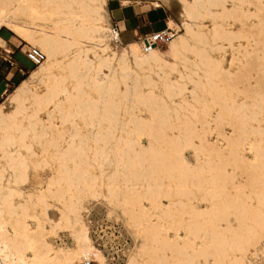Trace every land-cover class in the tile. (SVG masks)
I'll return each instance as SVG.
<instances>
[{
	"label": "bare ground",
	"instance_id": "6f19581e",
	"mask_svg": "<svg viewBox=\"0 0 264 264\" xmlns=\"http://www.w3.org/2000/svg\"><path fill=\"white\" fill-rule=\"evenodd\" d=\"M32 1L40 3L39 0H0L1 26L20 38L27 28L18 22V18L21 12H34L30 6L26 9V4ZM106 3L107 0H57L60 9L69 8V13L73 15L54 21L53 30L63 36L67 32L66 37L71 40H58L55 38L58 34L38 28L29 42L25 41L27 45L39 46L48 59L32 71L29 81H23L12 95V100L19 103L17 112L24 110L27 103L34 106L30 115L32 122L27 129L20 130L18 125L12 123L4 112L3 104L0 105V178H11L4 174L6 163L18 174L16 178H22L21 172L26 163L20 149L27 145V140L40 139L45 146L50 139L62 134L60 126L52 122L53 113L48 112L47 119H44L39 116L38 108L52 103L56 109L62 102H73L76 113L69 111L63 116V124L70 122L72 117L82 119L88 127L95 126L97 117L101 119L100 125L111 124L121 108L129 107L126 104L122 106L123 102L115 96L117 69L131 74L135 72L134 68L139 71L149 67L155 73H162L160 80L164 92L156 94L153 88L149 95L142 94L144 92L139 88L137 78L134 84L137 90L133 99L134 111L148 112L149 117H139L132 109V119L128 122L138 136L142 133L149 137V145L125 141L126 151L116 158V162L122 166V174L128 182L131 179L142 181L143 178V181H147L146 195L153 204L156 205V199L161 197L168 198L170 202L161 205L160 223L147 220L146 224L141 223L140 233L146 242L140 249L141 256L132 257L127 264H162L161 254L170 244L164 230L169 229H183L187 241L200 238L206 241L202 247L193 249L191 260L182 259V264H246L249 249L259 243L261 233H264V56L257 55L261 44H264L260 35V32H264L262 1L235 0L229 8L227 0H184L188 18L185 31L170 42V53L184 62L185 68L189 67V54L198 60L205 59L209 75L207 78L205 76L206 82L193 83L191 89L187 88V76L176 67L170 68L155 48L145 53L142 44L134 42L130 47L133 61L130 60L129 51L124 50L120 57L112 51L109 29L100 26L104 21ZM250 5H254L256 10L245 9ZM202 9L209 10L208 16L212 20L210 28H204ZM253 18L258 23L249 25L248 22ZM230 19L241 23L238 31L230 30ZM252 26L255 28L253 56H244L245 63H241L239 72L233 74L224 66L223 45L216 42L222 39L232 42L243 37L247 28L250 34ZM196 42L208 44L211 51L198 50ZM5 45L6 41L0 37V47L4 48ZM74 45L76 49H72ZM231 47L234 48L233 45ZM89 54H93V58ZM250 58L255 61H250ZM105 68H108V74L104 73ZM174 72H178L179 77L172 79ZM39 76L47 86L44 93L32 89ZM213 77L220 78L219 81L224 82V85L215 82ZM52 80L55 85H52ZM87 91L98 93L100 100L95 102L93 99L90 102L91 99L85 101L76 96ZM58 96H62L59 102L56 101ZM226 127H230L232 132L227 133ZM30 134L35 136L30 137ZM72 140L75 141L74 138ZM105 141L106 138L100 136L95 142L105 144ZM61 142L65 143V140L61 139ZM95 148L93 161L106 157L102 146ZM187 149L194 153L195 163L186 159ZM246 152H253V159H247ZM65 157L74 160L78 167L65 178H48L44 186L42 184L45 181H40L37 183L39 188L28 193V206L40 208L41 211L47 209L50 196L54 197V202L60 203L63 208L61 217L57 221L47 216L40 220L39 246L32 259L28 260L30 258L18 239L30 238L32 248L36 237H29V227L21 228L14 221L9 222L13 229V234H10L0 212V264H76L80 255L85 261L97 258L101 264H106L92 243L77 205L65 198L64 190H52V185L58 188L73 178L83 180L86 184L92 181L88 178L94 167L83 150L62 152L61 166L66 161ZM32 158L33 161L37 160L36 156ZM110 178V195H116L119 193L114 183L117 176L112 175ZM239 178L246 180L243 183ZM151 180L155 184L149 183ZM12 184L8 181L3 186L6 189L4 203L9 207L12 206L11 195L20 193L11 187ZM143 186L141 184L140 187ZM130 190L132 196L127 193L122 196L125 203L131 206L126 212L131 219L140 218L145 214L140 204L147 197L138 191L136 185ZM230 217L238 222L237 228ZM47 223L51 232L60 226H75L73 236L77 247L74 250H57L45 238L49 232L45 227ZM185 250V247L179 248L176 253L181 255L186 253ZM210 256L213 261H210Z\"/></svg>",
	"mask_w": 264,
	"mask_h": 264
},
{
	"label": "rangeland",
	"instance_id": "374dc122",
	"mask_svg": "<svg viewBox=\"0 0 264 264\" xmlns=\"http://www.w3.org/2000/svg\"><path fill=\"white\" fill-rule=\"evenodd\" d=\"M39 1L40 3L32 1L31 3L26 4V9H28L30 6V8H33L34 12H21V17L18 18V22L20 24H24L27 30L22 32V36L20 38L15 36V34H13L7 28L1 26L0 21V37L6 41L5 47H0V105L3 104L5 114L9 116L12 123H15V125L19 126L20 130L25 128L27 129L32 122L30 115L34 110V106L27 103L24 110L17 112L19 109V103L12 100V95L15 93V91L23 81H29L32 71L43 65L48 59L47 55L39 46L33 44L27 45L25 41L29 42L35 32L38 31V28H45L51 32H54L55 34H58V36H55V38L58 40H71L70 38L66 37L67 32H65V36H63L60 35V33H57V31L53 30L54 21L63 19L65 16L67 17L73 15V13H69L71 9H60L59 5L56 4L57 0ZM261 1L263 3L264 10V0ZM234 2L235 0H227V7L231 8ZM137 4L145 5L146 9L150 7L160 8L159 10L165 12L166 14L168 27L178 32L176 36L184 33L185 23L188 19L185 15L184 0H107V3L105 5L104 21L100 24V26L109 29L111 21L112 19H114L113 15L115 14L117 9L126 7L128 8L132 5L137 6ZM245 9L251 11L256 10L254 5L246 6ZM217 10H220V8H217ZM200 11L204 14V18L202 20L204 28H210V23L212 20L208 16L209 10L202 9ZM262 13L264 14V11H262ZM228 23H231L230 30L233 32L238 31V28H240L241 26V23L235 22L234 19H230ZM253 23H258L256 18H253L248 22L249 25H253ZM254 29L255 28H253L252 26L253 31H251L250 35L249 33H247V31L249 32L250 29L247 28L244 35H242L243 37L236 38L232 42L226 39L217 40L216 42V44L218 45H223L224 66L226 67V69H230L233 74L239 72L241 63H245L246 57L244 58V56H253L252 49H254L255 47V36L253 34V32H255ZM37 35L40 37L39 33H37ZM245 35L246 37H244ZM260 35L262 41H264V32H260ZM13 37L15 38L13 39ZM110 42L112 51L116 52V55L118 57L121 56L124 50L129 51L130 60L133 61L130 47L134 42L123 46H116L114 43H112L111 38ZM137 43L141 45V42ZM169 45L170 43L167 45H161L155 49L159 51L164 60L167 61L170 68L176 67V69H179L181 73L187 76V88L191 89L193 87V83L196 84V82L200 84L202 82H206L205 76L206 78L207 76H209L207 73V61L203 58L199 59V61L193 54H189L187 63L189 67L185 68V63L179 61L175 55H172L170 53ZM232 45L234 46V48H240H236L238 50L237 51L236 49L231 47ZM196 47L198 50L206 49L208 51H211L210 46L208 44H205L204 42H196ZM29 48L40 50L46 57L44 62L37 66L30 63L25 57V52ZM76 48V45L72 47V49ZM5 50L11 51V57H13V61L16 64L15 70L12 73H10L11 67L8 66L5 62V59H8V53L5 52ZM239 51L241 52L239 53ZM109 54L110 52L108 53V55ZM257 55L262 57L264 56V44H261V50L257 52ZM89 57L93 58V54H89ZM249 60L255 61V59L253 58H250ZM231 61L233 62L231 63ZM134 70L136 73L132 72L131 74L125 72L120 68H118L116 71L115 84L117 86V91L115 92V96L117 95V99L120 98L119 100L123 102L122 106L125 104L127 107L129 106L127 109L121 108L119 110V115L117 116V118H115L116 122L114 121L111 124L105 123L103 125H100L101 119L97 117V121L94 124L95 126L88 127L85 126V122L82 119L78 117H72L70 119V122H66L63 124V116L68 114L69 111L74 114L76 113L75 103L62 102L56 109L52 103H49L43 108H38L39 116L41 118L47 119V113L52 112L54 117L52 119V122L55 125L60 126V131H62V134L50 139L48 141V144L45 146L41 144V142L39 141L40 139L38 141H33L31 139L27 140V145L20 149L25 156L24 159L26 163L23 172H21L22 178H16L18 174L14 173L9 164L6 163L4 168L6 171H4V174L6 176H10L11 178H0V203L3 200V204L0 205V212L3 216L2 221L8 224L7 230L10 234H13V229L9 222L14 221L15 223L17 222V225L21 228H24L26 226L29 227L31 231V233H29V237H36V241L34 242L32 248L30 247V238L20 237L18 239L25 251L26 256L30 258L28 260L32 259V256L35 254L36 249L39 246V242L37 239L40 220L44 219L45 216H47L51 220L57 221L61 217L63 210L61 204L56 201L54 202V197L51 196L49 198L50 204L47 206V209L45 211H41L40 208L34 209L33 207H29L28 202L30 201V198L28 195L33 191H36L35 188H39V185L37 183H39L40 181H45L44 184H42V186H44L46 182L51 179L54 180L55 178L67 177V174L70 171L73 172L75 168L78 167L76 162L68 157H65L66 161L61 166V154L64 151L75 152L77 150H83L90 157L89 161L93 164L94 169L89 172L90 178H88V180L92 181L87 182L88 184H86L83 180L73 178L72 180H67L58 188L52 185V190L54 192L60 189L64 190L65 198L77 205V210L79 211L78 213L81 216V220L84 223L86 229L88 228L86 223L84 222L83 216L87 213L88 210L93 212V215L95 217L92 218H106L113 226H116L115 228H117V226L123 227V238H126L128 240L129 245V248H126L127 261L125 264H127L132 257L141 256V254L139 253L140 249L146 242V239L143 238V234L140 233L141 223L146 224L147 221L156 224L160 223L159 217L162 211L161 205H168L170 200L166 197H161L156 199V205L153 204L152 200L150 198L148 199L146 195L147 181H143V178L142 181L131 179L128 182L122 174V166L118 165L116 162V158L126 151L125 141H135L142 146L149 145V137L146 134L142 133L140 136H138L136 131L132 128V125L128 123L129 120L132 119L130 111H132V109L134 111L135 106V102H133L134 94L135 92H137V90L134 88V84H136L135 80H137L138 78V83L140 85L139 88L144 92L142 94L149 95L150 90H153V88H155L154 91L156 94L164 92V88L161 85L160 80V75H162V73H155V71L149 69V67L148 69L144 68V72L142 69L138 71L137 68H134ZM104 73H109L108 68L104 69ZM148 76L149 78H146ZM175 77H179L178 72H174L171 75L172 79H175ZM219 80L220 78H214L215 82H219L221 85H224V82H221ZM252 82L254 81L252 80ZM52 85H55L54 80H52ZM32 89L36 90L39 93L46 92L47 86L41 76L35 79ZM198 90H200V88H198ZM126 93L127 95L126 97H124ZM76 96L80 97L81 99H85V101H89L91 99L90 102H93V99H95V102L97 100H100L98 93L95 92L92 93L87 91L85 93L76 94ZM61 98L62 96L56 97V101L60 100ZM135 111L134 112L137 113L136 115H138L139 117H149L148 112H138V109H135ZM10 127L11 129H13V126ZM226 132L231 133V128L226 127ZM33 136H35V134H30V137ZM100 136H104L106 138L105 144H96L95 141ZM73 138L75 140L74 142L72 140ZM61 139L65 140V143H62ZM118 141L120 143H118ZM101 146L103 147V152L106 157H103L101 158V160L95 162L93 161V156L96 150L95 147ZM34 156L37 157L36 161H33L32 157ZM100 157L101 156L99 155L98 158L100 159ZM185 157L190 163H195L194 153L190 149H187L185 151ZM246 157L247 159L251 160L254 157V153L246 152ZM146 166L147 165L145 164V167ZM112 175L117 176V178L114 179V183L119 193L116 195H110V191L108 189V184H110V177ZM239 180L244 183L246 178H239ZM8 181H11L13 183L11 185L12 188L18 189L20 191V193H14L11 195L10 200L12 201V206L10 207L6 206L4 203L6 201V189H4L3 186L7 185ZM15 181H17V184H14ZM149 183L155 184V181L151 180ZM141 184H144V186L140 187ZM127 185H129L130 188H128ZM134 185L137 186V188L139 189L138 191L144 194L147 199H143L142 203L140 204L141 207L145 210L144 216L136 219H131L129 213L126 212L131 208V206L125 203L126 201L122 198V196H124V194L126 193L129 194V196H132V192L130 189ZM14 212L17 213L15 215H12ZM230 218L232 219L234 226L237 228L238 222L234 217ZM45 227L47 231H49L47 232L48 234L45 237L46 240L51 245H54L57 250H59L58 248H67L69 250H74L77 247L76 240L73 236V230L76 231L75 226H60L53 232H51L49 223H47ZM103 227L104 230H106L104 224ZM164 233H166L170 244L169 248L161 254L163 258L162 264H182V259L191 260L190 255L193 254V249H196L199 246L202 247L204 244H206V241H204L202 238L196 239L192 242L187 241L188 239L186 238V233L183 229H169L168 231L164 230ZM59 236H65L66 241L68 242L66 246L55 245L54 239ZM184 247L186 248V253L178 255L176 251L179 248ZM100 253L104 258L101 251ZM82 256L83 255H80L79 258L75 261L76 264H101L97 258H92L90 261H85ZM209 258L210 261H213L212 256H210ZM104 261L106 262V264H111L106 259ZM246 264H264V233H261L259 243L255 247L249 249L246 256Z\"/></svg>",
	"mask_w": 264,
	"mask_h": 264
},
{
	"label": "built area",
	"instance_id": "2783aa9c",
	"mask_svg": "<svg viewBox=\"0 0 264 264\" xmlns=\"http://www.w3.org/2000/svg\"><path fill=\"white\" fill-rule=\"evenodd\" d=\"M177 34L178 32H176V30L167 26L165 31L150 34L139 42L142 44V50L147 53L153 48L169 44ZM109 36L112 39V43L120 46L124 45L121 39V29L115 21H111ZM25 57L35 66L41 64L45 60L44 54L35 48H29L25 52ZM5 62L11 68L15 66V62L12 58H6ZM83 217L93 244L102 252L104 258L111 264H125L127 261L126 248H129V245L128 240L123 238V227L117 226V228H115L116 226H113L106 218H92L95 216L90 210H88ZM103 224L106 230H104ZM54 243L57 246H66L68 244L65 236L55 238Z\"/></svg>",
	"mask_w": 264,
	"mask_h": 264
},
{
	"label": "crops",
	"instance_id": "0c3cea01",
	"mask_svg": "<svg viewBox=\"0 0 264 264\" xmlns=\"http://www.w3.org/2000/svg\"><path fill=\"white\" fill-rule=\"evenodd\" d=\"M159 9L160 8L151 7L146 9L145 5L138 4L137 6L132 5L128 8L117 9L113 15L114 19H112V21L118 23L121 29L123 44L128 45L133 42H139L150 34L165 31L168 26V21L165 12ZM14 38L15 37H13V39ZM5 52L8 53V58L13 59L10 50H5ZM15 67L16 64L10 69V73L15 70Z\"/></svg>",
	"mask_w": 264,
	"mask_h": 264
}]
</instances>
